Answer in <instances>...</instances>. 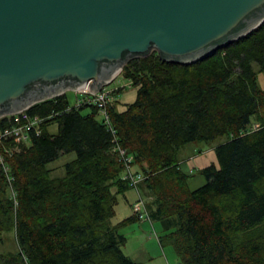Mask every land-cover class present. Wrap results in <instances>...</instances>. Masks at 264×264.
Listing matches in <instances>:
<instances>
[{
    "label": "trees",
    "instance_id": "1",
    "mask_svg": "<svg viewBox=\"0 0 264 264\" xmlns=\"http://www.w3.org/2000/svg\"><path fill=\"white\" fill-rule=\"evenodd\" d=\"M259 73L264 76V22L190 64L156 52L129 58L119 74L136 96L123 110L110 106L111 127L94 105H72L67 93L32 105L29 113L58 114L0 163V234L12 230L18 246L0 253V264H136L120 229L138 219L112 221L118 195L130 188L116 145L145 175L139 186L149 197L146 208L160 224L161 243L181 263L264 264ZM51 123L55 133L47 129ZM6 125L1 118L0 128ZM217 137L225 140L214 147L216 163L202 167L205 183L190 189L181 147ZM70 152L75 157L63 164L64 174L52 177L48 164Z\"/></svg>",
    "mask_w": 264,
    "mask_h": 264
},
{
    "label": "water",
    "instance_id": "2",
    "mask_svg": "<svg viewBox=\"0 0 264 264\" xmlns=\"http://www.w3.org/2000/svg\"><path fill=\"white\" fill-rule=\"evenodd\" d=\"M264 22V0H0V116L98 91L131 57L190 64Z\"/></svg>",
    "mask_w": 264,
    "mask_h": 264
},
{
    "label": "rangeland",
    "instance_id": "3",
    "mask_svg": "<svg viewBox=\"0 0 264 264\" xmlns=\"http://www.w3.org/2000/svg\"><path fill=\"white\" fill-rule=\"evenodd\" d=\"M257 69V68H255ZM258 84L260 88L264 91V76L262 73L257 75ZM106 90H117L114 94V104L117 110H123L127 103L133 102L136 96V87L131 84V81L122 75L118 74L111 82L106 84ZM67 97L70 104L75 103V93L72 90H67ZM114 93V92H113ZM89 107L83 109V112H88ZM97 118H100L99 115ZM48 131L55 133L57 131V124L51 123L47 127ZM225 137H217L209 141H192L186 143L181 147L179 151V158L181 161L182 170L188 175V185L190 189H195L205 183V177L201 173V168L210 164L211 162L216 163V157L214 152V147L219 143L223 142ZM0 153L2 149L0 148ZM75 157L73 152L64 154L58 159L50 162L48 167L52 169L51 176H62L64 174L63 164ZM4 160V157H3ZM135 169V168H134ZM136 170V169H135ZM138 186L139 192L144 200L148 203L149 197L144 192L142 187ZM12 192L11 189L9 191ZM134 189L131 187L127 190L126 196L134 198ZM116 205L122 207L123 210L129 209L128 200H125L122 194L118 195ZM115 205V206H116ZM132 205V203H131ZM130 205V206H131ZM149 226L148 228H139L137 221L131 222L123 227H121L120 232L126 236L124 251L126 255L132 259L136 264H166L165 257L169 264H183L175 253L174 248L170 244L162 242V247L155 238L149 237V231L152 230L150 224L146 222ZM155 231L158 235L161 234V227L158 221H153ZM139 231L142 234L140 237V245H142L143 250L138 251V239L136 236L139 235ZM137 234V235H136ZM2 241L0 242V253L1 254H12L18 250V246L15 240V235L12 230L3 231L0 234Z\"/></svg>",
    "mask_w": 264,
    "mask_h": 264
},
{
    "label": "built area",
    "instance_id": "4",
    "mask_svg": "<svg viewBox=\"0 0 264 264\" xmlns=\"http://www.w3.org/2000/svg\"><path fill=\"white\" fill-rule=\"evenodd\" d=\"M72 91L75 93V103L72 105H94L97 108L98 115L102 121L111 127L109 108L115 100L113 90H106L105 87H102L100 90L95 92L84 89ZM63 93H66V91ZM31 106L32 105L15 112L2 114L0 116V119L3 118L7 124L6 126L0 128V148L2 149V153H0V163L4 161L3 157L5 154L17 151L21 145H27L30 140V133H39L41 131V125L58 114L56 111L43 115L38 113H29L28 110ZM5 142H8V145H3ZM114 149L118 152L119 158L123 163L121 179L126 181L128 186L136 192V199L131 205L132 215H134L138 221L152 222V218L146 208V201L141 196L138 189V186L145 178V175L134 169L133 157L130 154H126L125 150L118 145H116ZM151 233L154 236L157 235L153 228Z\"/></svg>",
    "mask_w": 264,
    "mask_h": 264
},
{
    "label": "crops",
    "instance_id": "5",
    "mask_svg": "<svg viewBox=\"0 0 264 264\" xmlns=\"http://www.w3.org/2000/svg\"><path fill=\"white\" fill-rule=\"evenodd\" d=\"M135 168V167H134ZM140 188V187H139ZM135 191V190H134ZM126 193H127V190L124 192V194H122L123 196H124V198H125V200H128V206H129V209H127L126 211L125 210H123L122 209V207H119V209H118V206L116 205L115 206V215H114V217H113V219H112V221L115 223V222H118V221H120L121 219H123V218H125V217H128V216H130V215H132V210H131V203L136 199V196L134 197V198H128L127 196H126ZM135 195H136V193H135ZM146 222H148L149 224H150V226H151V228H153L154 230H155V228H154V224H153V220H152V222H149V221H137V223H138V226H139V228H148L149 226L147 225V223ZM137 232H139V231H137ZM156 232V231H155ZM139 235H137L136 236V239H138L137 241H138V247H137V249H138V251L139 252H141L142 250H143V247H142V245H140V237H142V234L139 232L138 233ZM156 234H157V232H156ZM149 237H151V238H155L157 241H158V243L160 244V246L162 247V243H161V241H160V235H156V236H154L152 233H151V230L149 231ZM125 248V244H124V247H123V249ZM165 260H166V264H169V262L167 261V258L165 257Z\"/></svg>",
    "mask_w": 264,
    "mask_h": 264
}]
</instances>
